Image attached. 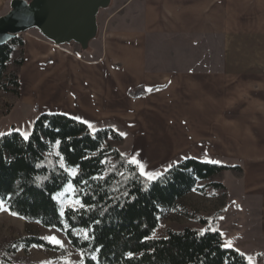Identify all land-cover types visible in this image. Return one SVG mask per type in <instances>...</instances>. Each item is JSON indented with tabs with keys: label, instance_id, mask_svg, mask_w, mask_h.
<instances>
[{
	"label": "crops",
	"instance_id": "obj_1",
	"mask_svg": "<svg viewBox=\"0 0 264 264\" xmlns=\"http://www.w3.org/2000/svg\"><path fill=\"white\" fill-rule=\"evenodd\" d=\"M109 9L86 50L22 34L18 103L124 133L118 150L149 170L185 158L240 166L264 264V0H112Z\"/></svg>",
	"mask_w": 264,
	"mask_h": 264
},
{
	"label": "trees",
	"instance_id": "obj_2",
	"mask_svg": "<svg viewBox=\"0 0 264 264\" xmlns=\"http://www.w3.org/2000/svg\"><path fill=\"white\" fill-rule=\"evenodd\" d=\"M22 43L18 35L0 46L2 91L18 93L17 73L8 72V66ZM13 63L19 67L21 58ZM30 134L27 142L15 130L0 136V210L61 232L83 264H250L238 249L221 246L225 241L218 230L205 229L199 235L201 230L185 227L153 237L163 209L173 208L191 191L222 187L211 178L227 170L240 171V166L185 158L144 189L147 181L130 174L135 169L126 163L129 158L113 145L122 135L112 128L93 131L67 115L44 113L34 119ZM76 165L80 167L73 177L70 170ZM69 185L72 198H79L84 208L60 207L56 195ZM33 246L57 249L44 239L27 236L7 251ZM0 264L18 263L3 256Z\"/></svg>",
	"mask_w": 264,
	"mask_h": 264
},
{
	"label": "rangeland",
	"instance_id": "obj_3",
	"mask_svg": "<svg viewBox=\"0 0 264 264\" xmlns=\"http://www.w3.org/2000/svg\"><path fill=\"white\" fill-rule=\"evenodd\" d=\"M110 6L111 3L109 7L98 12V32L95 39L99 37V27ZM22 34L19 36L21 37ZM12 58L8 72L17 73L18 66L13 60L19 59L20 55L15 53ZM28 113L23 109V105L18 103L17 94L0 89V133L10 132L13 128L15 131L19 129L31 132L33 120L39 115L37 107L32 108L31 113L29 111ZM112 143L125 152V143ZM241 175V170L223 171L211 178V181L220 182L222 187L207 188L204 193L191 191L178 200L173 208L163 209L158 227L154 231L156 235L153 237L164 236L168 229L181 230L185 227L201 231L218 230L223 234L225 243L230 241L231 247L240 249L250 264H262L260 256L262 240L257 220V204L250 203L243 197L240 186ZM202 184L199 183V186ZM70 198H72L71 186H67L56 195L61 208L74 205L73 199ZM53 235L62 241L63 246L44 240L55 246L56 250L33 246L28 249L18 248L14 253L7 251L12 243L20 238L29 236L43 239ZM3 256L18 264H83L79 252L70 246L61 232L12 216L5 209L0 210V258Z\"/></svg>",
	"mask_w": 264,
	"mask_h": 264
},
{
	"label": "water",
	"instance_id": "obj_4",
	"mask_svg": "<svg viewBox=\"0 0 264 264\" xmlns=\"http://www.w3.org/2000/svg\"><path fill=\"white\" fill-rule=\"evenodd\" d=\"M111 0H10L0 16V46L35 29L51 43L86 50L98 32L97 15Z\"/></svg>",
	"mask_w": 264,
	"mask_h": 264
},
{
	"label": "snow or ice",
	"instance_id": "obj_5",
	"mask_svg": "<svg viewBox=\"0 0 264 264\" xmlns=\"http://www.w3.org/2000/svg\"><path fill=\"white\" fill-rule=\"evenodd\" d=\"M67 115V114H65ZM74 119H77L79 120L80 118L79 117H75ZM84 123H88L87 121H83ZM89 127H91V125H89ZM16 131L19 132L21 138L24 140V141H29L30 140V132L28 131H21L19 129H17ZM93 131H95V129H93ZM4 135V133H0V136ZM121 135H124V133H121ZM57 144L60 143V141H56ZM61 159H63V157H61ZM211 163H218V161H210ZM126 163L130 166H132L135 171L131 172L130 174L131 175H136L138 173V177L139 178H143V181H147L145 183H143V188L144 189H147L148 186H149V183L153 182V181H156L158 178L162 177L163 176V172L161 171H153V170H149L146 165L140 160L137 158L136 155H133L131 156L127 161ZM178 163V161H173L171 163H169L165 168H164V172H167L168 169L172 168L174 164ZM63 167V165H61ZM80 166L79 165H76L75 167L71 168V175L73 177H75L77 175V168H79ZM98 178H101V177H92V179H98ZM71 185H69L70 187ZM124 195L127 197L129 195V193L125 192ZM70 199H73V203L74 205H78L79 208H84L85 205L81 202V200L79 198H70ZM0 207H3V202L0 201ZM78 210V209H77ZM64 214V210L61 209V215ZM12 215H17V213L13 212ZM96 223H100V221H96ZM155 232H153V236H155ZM199 235H203V230L199 233ZM223 235V234H222ZM85 238H88L87 236ZM43 239H46L48 240L49 242L53 243V244H56V245H60V246H63L62 245V241L59 240L56 236H47V237H44ZM145 239H149V237H145ZM222 247H231V242L228 241L227 243L221 245ZM128 256H132V253L129 252L127 253ZM250 259V258H249Z\"/></svg>",
	"mask_w": 264,
	"mask_h": 264
}]
</instances>
